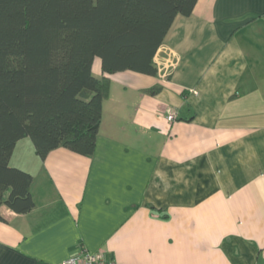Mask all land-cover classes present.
<instances>
[{"label": "crops", "instance_id": "crops-1", "mask_svg": "<svg viewBox=\"0 0 264 264\" xmlns=\"http://www.w3.org/2000/svg\"><path fill=\"white\" fill-rule=\"evenodd\" d=\"M153 61L108 74L93 154L17 142L34 207H0V264H264V0H198Z\"/></svg>", "mask_w": 264, "mask_h": 264}, {"label": "trees", "instance_id": "trees-1", "mask_svg": "<svg viewBox=\"0 0 264 264\" xmlns=\"http://www.w3.org/2000/svg\"><path fill=\"white\" fill-rule=\"evenodd\" d=\"M197 1L0 0V207H34L33 176L10 165L17 142L29 137L42 159L61 146L93 154L108 74L155 75L173 20Z\"/></svg>", "mask_w": 264, "mask_h": 264}, {"label": "built area", "instance_id": "built-area-1", "mask_svg": "<svg viewBox=\"0 0 264 264\" xmlns=\"http://www.w3.org/2000/svg\"><path fill=\"white\" fill-rule=\"evenodd\" d=\"M166 118L168 121H173L176 118L175 112L169 111L167 113ZM60 264H118L113 259H107L103 252L97 251H89L85 248H81L75 254H72L65 260H63Z\"/></svg>", "mask_w": 264, "mask_h": 264}, {"label": "rangeland", "instance_id": "rangeland-1", "mask_svg": "<svg viewBox=\"0 0 264 264\" xmlns=\"http://www.w3.org/2000/svg\"><path fill=\"white\" fill-rule=\"evenodd\" d=\"M98 63H100V59L96 58L94 62V69H96Z\"/></svg>", "mask_w": 264, "mask_h": 264}]
</instances>
